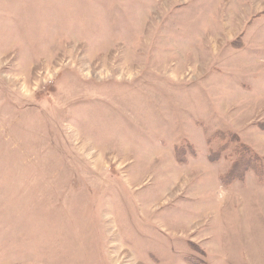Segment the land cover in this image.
Listing matches in <instances>:
<instances>
[{
    "label": "rangeland",
    "instance_id": "rangeland-1",
    "mask_svg": "<svg viewBox=\"0 0 264 264\" xmlns=\"http://www.w3.org/2000/svg\"><path fill=\"white\" fill-rule=\"evenodd\" d=\"M243 146L264 0H0V264H264Z\"/></svg>",
    "mask_w": 264,
    "mask_h": 264
},
{
    "label": "trees",
    "instance_id": "trees-1",
    "mask_svg": "<svg viewBox=\"0 0 264 264\" xmlns=\"http://www.w3.org/2000/svg\"><path fill=\"white\" fill-rule=\"evenodd\" d=\"M229 133L230 132H224V131L217 132L212 138V140L220 141L221 144L219 145V148L225 150V148L226 147L228 148L229 144L236 139L234 136L235 134L233 133L229 134ZM237 143L239 144V142ZM242 149L246 153L244 154V157H241L233 162L229 172L225 176L227 183H229L230 179L231 182L235 180L240 181L243 178L245 179V176L249 171H252L255 175L257 174L256 176L260 178H262L263 176L262 170L264 169V158L259 157L249 147L247 148L243 146ZM217 155H218L217 153H213L211 159L214 160ZM191 264H204V263L200 261L192 260Z\"/></svg>",
    "mask_w": 264,
    "mask_h": 264
},
{
    "label": "crops",
    "instance_id": "crops-1",
    "mask_svg": "<svg viewBox=\"0 0 264 264\" xmlns=\"http://www.w3.org/2000/svg\"><path fill=\"white\" fill-rule=\"evenodd\" d=\"M175 154H176V153H175ZM175 154H174V155H175ZM175 157H176V155H175Z\"/></svg>",
    "mask_w": 264,
    "mask_h": 264
}]
</instances>
